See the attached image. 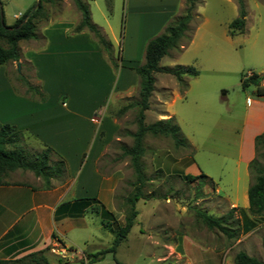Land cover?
<instances>
[{"label":"rangeland","instance_id":"obj_1","mask_svg":"<svg viewBox=\"0 0 264 264\" xmlns=\"http://www.w3.org/2000/svg\"><path fill=\"white\" fill-rule=\"evenodd\" d=\"M243 1L246 9L244 30L229 36L227 25L237 16L236 1L199 0L194 8V18L180 38L179 46L169 49L159 61L160 66H193L198 74L189 76L186 88L181 90L174 76L155 73L156 93L149 98L145 122H153L159 111H172L173 122L189 146L176 147L170 138L164 136H144L141 160L147 198L136 202L138 215L126 238L114 253L97 254L100 249L111 245L127 212L125 200L133 188L134 175L129 157L123 154L122 148L132 144L131 134L136 128L135 106L123 112L119 130L122 140L110 144L100 162L102 171L112 175V183L116 185L113 192L114 207L109 203L108 206L96 205L93 210H87L83 219L86 232L73 230L70 233L76 240L74 252L64 253L60 244L53 245L47 254L51 264H81L83 257L90 264H172V256L155 261L152 255L162 254L163 247L167 246L185 252L192 264H235L234 256L240 251L262 259L264 214L251 215L247 207H241L244 189L251 184L253 176L245 162L239 160V154L246 118L255 110V106L261 104L259 102L264 103V97H259L254 85L242 87L240 84V78L250 73L264 74V0ZM1 2L3 21L9 25L14 21V14H23L34 6L36 0ZM69 2L74 6L72 0ZM85 2L92 22L101 24L109 20L113 27L121 29L123 0ZM184 2L180 14L183 13ZM39 22L37 25L43 21ZM1 43L4 44L3 41ZM21 64L20 68L16 67V62L0 65V75L4 74L7 81L3 85L22 96L20 89L23 85L16 76L22 74L32 85H36L37 78L33 77L31 68L25 62ZM163 86L167 90L178 86L175 90L179 96L169 94L170 98L158 103L157 98L167 96ZM260 86L264 88V77L260 80ZM7 91L4 89L1 95L2 102L12 105L17 103V98L10 96L11 92ZM135 99L137 94L125 97L118 101V106ZM97 106L104 112L98 111L96 116L111 118L110 111L115 108L111 95ZM92 130L93 135L98 134V126H93ZM21 142L29 159L33 158V154L45 150L42 144L26 133ZM85 145L79 144L80 147ZM246 147L244 144V150ZM255 157L258 164L264 166V146L258 148ZM85 159L84 151H78L73 168ZM57 161L50 152L48 164ZM197 172L205 174L211 182L200 185L197 181L187 182L180 177L183 173ZM34 176L32 171L16 169L8 172L3 180L29 181ZM236 176H239L238 181ZM63 181L65 176L62 173L50 179L54 184ZM39 185H44L40 177ZM233 201L239 206L229 207ZM196 208L223 217L227 229L235 232V236L227 237L216 228H208L195 215ZM84 235L89 237L86 241L81 240ZM206 246L222 249L224 254H215L202 248Z\"/></svg>","mask_w":264,"mask_h":264},{"label":"crops","instance_id":"obj_2","mask_svg":"<svg viewBox=\"0 0 264 264\" xmlns=\"http://www.w3.org/2000/svg\"><path fill=\"white\" fill-rule=\"evenodd\" d=\"M182 3L183 0H123L121 29L113 27L109 20L95 23L111 42L117 67L111 64L88 30L74 31L80 14L69 0L46 3L47 17L37 25L36 38L19 42L20 58L16 62V67L17 63L20 68L25 62L31 68L33 77L37 78L35 84L46 98H31L25 94L24 87L20 89L22 96L15 94L11 87L5 86L7 81L1 74L0 123L13 125L23 134L34 137L43 147H50L51 153L64 162L62 175L65 181L51 182L45 187L39 185V177L34 176L29 181L23 179L0 185V259H16L36 251H42L48 259L49 249L57 244L64 253H73L76 240L70 233L73 230L86 232L83 219L87 210L109 203L114 207L116 185L112 183V175L102 171L100 162L108 146L122 140L119 130L124 113H118L123 106H118V101L138 93L139 78L132 67L144 62L147 41L162 33L165 26L180 14ZM21 14H14L13 20ZM188 77L184 76V79ZM156 88L154 86L152 95ZM176 88L178 86L167 90L163 86L167 96L157 98V102L166 100L169 94L179 96ZM4 89L18 102L13 105L2 102ZM108 95L113 97L115 104L110 111L111 118L102 114L96 116L98 111L104 112L102 108L97 109V105ZM259 103L246 118L241 134L239 160L245 162L246 168L255 156L254 139L264 130V103ZM173 117L172 111H159L154 121ZM93 126H98L99 136L92 134ZM79 144L86 145L80 147ZM244 144L247 145L245 150ZM80 150L84 151L86 159L73 168V160ZM235 179L238 181L239 176ZM247 188L243 192L241 207L248 205ZM237 206L235 201L229 203L231 208ZM87 238L84 235L81 240ZM202 248L224 254L222 249ZM152 255L155 261L172 256V264H192L186 253L174 246L163 247L162 254Z\"/></svg>","mask_w":264,"mask_h":264},{"label":"trees","instance_id":"obj_3","mask_svg":"<svg viewBox=\"0 0 264 264\" xmlns=\"http://www.w3.org/2000/svg\"><path fill=\"white\" fill-rule=\"evenodd\" d=\"M60 0H38L36 7L31 11L30 7L21 14L13 24L6 25L0 23V65L9 62H17L20 58L19 42L36 38V28L40 20L47 17L45 4H58ZM199 0H185L183 13L174 17L164 28L163 32L149 39L144 48V62L132 67L139 78V90L137 99L131 101L119 109L124 112L128 108L137 107L135 115L136 128L132 132V144L123 147V154L129 157V162L133 170L134 180L132 181V190L126 198L128 206L124 223L119 226L116 235L106 248L100 249L97 254H105L107 252L114 253L117 246L126 238L130 228L133 226L138 211L135 207L139 199H146L144 193L145 175L143 171V162L141 157L144 152L143 138L146 134L153 136H164L172 140L173 144L178 146H189L188 142L181 135L179 127L173 122L172 118L160 119L151 123L145 122V111L149 108V98L154 90L155 73H166L174 76L179 83L180 89L183 90L187 86L184 76H195L198 71L193 66L175 65L160 66V59L167 53L169 49H175L179 45V40L184 36L188 24L194 18V8ZM237 3V16L227 25V34L234 36L241 33L245 26L246 9L243 0H235ZM75 8L80 14V20L74 27L75 32L83 29L88 30L95 38L100 49L104 51L115 67L118 64L113 59V51L111 42L103 35L100 28L91 21L89 8L83 0H72ZM2 9V2L0 0ZM3 20V14H2ZM4 42V44L1 43ZM264 74L258 75L250 73L240 78V84L245 87L252 84L256 87L258 95H264V88L260 86V80ZM25 88V94L31 98L42 100L45 94L40 90L38 85H32L22 74L16 76ZM23 93V92H22ZM23 131L10 124L0 123V185L7 182L3 178L10 171L16 169L29 170L37 177H40L45 185H51L50 179L54 175L63 173L65 165L63 160H58L52 165L48 164V154L52 151L50 147L45 150L33 154V158L29 159L22 145ZM264 146V132L257 135L254 139L255 155L260 146ZM248 169L253 176L251 184L247 188V210L251 215L264 214V166L259 165L257 158L254 156L248 163ZM180 177L187 182L197 181L199 184L203 182H211V179L205 174L192 175L183 173ZM195 215L208 228H216L227 237H234L235 232L228 230L223 217L214 216L206 211L196 208ZM263 256L258 259L249 256L240 251L234 256L235 264H264V235L262 237ZM96 254H94L95 256ZM0 264H50L42 251L28 253L22 257L10 260L0 259Z\"/></svg>","mask_w":264,"mask_h":264},{"label":"water","instance_id":"obj_4","mask_svg":"<svg viewBox=\"0 0 264 264\" xmlns=\"http://www.w3.org/2000/svg\"><path fill=\"white\" fill-rule=\"evenodd\" d=\"M37 3H38V0H36V3L34 4V6H32L31 11L36 7ZM0 23L3 24L1 7H0ZM17 68H19V64L18 63H17Z\"/></svg>","mask_w":264,"mask_h":264},{"label":"built area","instance_id":"obj_5","mask_svg":"<svg viewBox=\"0 0 264 264\" xmlns=\"http://www.w3.org/2000/svg\"><path fill=\"white\" fill-rule=\"evenodd\" d=\"M81 264H90L87 258H82V263Z\"/></svg>","mask_w":264,"mask_h":264}]
</instances>
